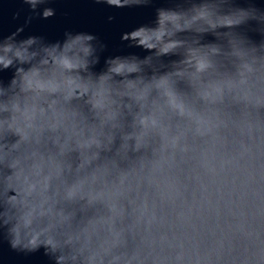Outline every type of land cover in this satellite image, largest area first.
Instances as JSON below:
<instances>
[{
    "label": "clouds",
    "instance_id": "1",
    "mask_svg": "<svg viewBox=\"0 0 264 264\" xmlns=\"http://www.w3.org/2000/svg\"><path fill=\"white\" fill-rule=\"evenodd\" d=\"M95 2L132 8L146 6L150 0ZM23 3L42 19L55 15L53 8L40 10L46 0ZM249 22H255L264 33V11L234 7L230 0H198L188 7L159 8L153 25H141L121 36L130 46L152 55L143 59L109 57L100 73L92 69L105 45L91 33L65 32L62 41L48 43L35 35L18 39L23 32L18 28L0 38V71L14 69L9 83H0V236L9 248L25 255L43 249L52 264H113L117 258L106 259L108 249L101 253L93 247L100 225L90 221V227L77 231L72 227L73 217L62 206L77 200L92 205L102 200L103 193L85 192L86 182L80 180L54 199L52 180L64 174L65 165L50 168L49 158L33 146L41 144L45 133H53L56 135L48 138L58 145L59 155L72 150L74 141L81 156L95 149L97 159L101 150L110 149L126 112L132 117V130L122 134L121 146L134 151L143 148L146 136L166 131L168 115L195 121V132L203 134L205 120L190 106L189 96L178 91L179 82L192 88L200 104L215 105L231 98L259 112L264 109V95L253 77L264 84V42L250 45L236 32ZM184 33L190 38H181ZM205 34L226 44H203ZM169 55L181 59L173 61L170 70L159 72L154 61ZM222 59L233 63L234 74L220 70ZM81 106L95 123L87 122ZM82 164L83 160L79 167Z\"/></svg>",
    "mask_w": 264,
    "mask_h": 264
},
{
    "label": "water",
    "instance_id": "2",
    "mask_svg": "<svg viewBox=\"0 0 264 264\" xmlns=\"http://www.w3.org/2000/svg\"><path fill=\"white\" fill-rule=\"evenodd\" d=\"M193 2L198 0H150L142 7L115 8L95 0H46L40 10L50 7L55 15L42 19L23 0H0V38L18 28H23L18 39L35 35L48 43L62 41L65 32L91 33L105 45L92 69L100 73L109 57L152 55L130 46L122 34L153 25L159 8L188 7ZM230 3L264 11V0ZM29 16L33 18L26 23ZM109 16L114 20L109 22ZM236 32L250 45L264 42V33L255 22ZM210 42L226 44L212 34L203 35L201 43ZM180 59V55H169L154 64L163 73ZM220 70L236 71L228 59L221 60ZM13 72L0 71V83L7 85ZM253 82L264 95V84L255 77ZM177 89L189 96L190 106L205 120L203 134L195 132V121L168 115L166 131L146 136L143 148L134 151L121 146L122 134L132 130V117L126 112L110 149L101 150L96 159L95 149L81 156L74 141L72 150L59 155L58 145L48 138L56 134L45 133L41 144L33 147L49 158L50 168L65 165L64 174L53 177L50 194L59 198L69 184L80 180L86 182L85 192L103 193L102 200L92 205L77 200L62 206L73 217L75 230L90 227V221L100 225L93 247L101 253L108 249L106 259L117 258L113 264H264V109L258 112L231 98L203 105L187 83L179 82ZM81 111L88 123L96 122L86 107L81 106ZM0 264L52 261L43 249L28 255L12 251L0 236Z\"/></svg>",
    "mask_w": 264,
    "mask_h": 264
}]
</instances>
